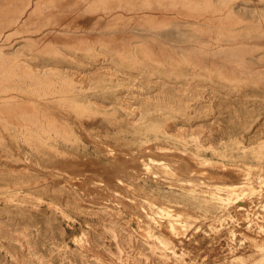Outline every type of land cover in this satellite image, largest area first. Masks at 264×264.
<instances>
[{
  "label": "rangeland",
  "instance_id": "1",
  "mask_svg": "<svg viewBox=\"0 0 264 264\" xmlns=\"http://www.w3.org/2000/svg\"><path fill=\"white\" fill-rule=\"evenodd\" d=\"M263 129L264 0H0V264H264Z\"/></svg>",
  "mask_w": 264,
  "mask_h": 264
},
{
  "label": "bare ground",
  "instance_id": "2",
  "mask_svg": "<svg viewBox=\"0 0 264 264\" xmlns=\"http://www.w3.org/2000/svg\"><path fill=\"white\" fill-rule=\"evenodd\" d=\"M76 53V52H75ZM26 59V58H25ZM76 59V58H75ZM23 67V66H22ZM15 70V69H14ZM19 71V70H18ZM95 71V70H94ZM14 72V71H13ZM24 72V71H23ZM137 72V71H136ZM24 74H25V72H24ZM96 74H97V72H96ZM14 75V74H13ZM6 76V75H5ZM18 76V75H17ZM23 76V75H22ZM16 77V76H15ZM15 77H14V79H15ZM20 76H18V78H19ZM67 78V77H66ZM4 79V78H3ZM11 79H12V76H11ZM23 79V78H22ZM26 79V78H25ZM8 80V79H7ZM10 80V79H9ZM13 80V79H12ZM16 80H17V77H16ZM20 80H21V78H20ZM161 80V79H160ZM22 81V80H21ZM23 81H24V79H23ZM101 82V81H100ZM104 84V83H103ZM107 84V83H106ZM13 85V84H12ZM139 85V84H138ZM137 85V86H138ZM87 86V85H86ZM141 86V85H140ZM32 87V86H31ZM40 87V86H39ZM33 89H34V87H32ZM38 88V87H37ZM65 89V88H64ZM51 90V89H50ZM134 91V90H133ZM212 91V90H211ZM35 92V91H34ZM35 96V95H34ZM148 97V96H147ZM2 98V97H1ZM55 99V98H54ZM5 100V99H4ZM87 100V99H86ZM86 104V103H85ZM204 105V104H203ZM31 106V105H30ZM33 107V106H32ZM77 107V106H76ZM79 107V106H78ZM81 107V106H80ZM83 107V106H82ZM85 108V107H84ZM74 109V108H73ZM91 109V108H90ZM76 110V109H75ZM99 112H101L100 110H99ZM103 114V113H102ZM212 120H214V118L212 119ZM211 121V120H210ZM211 123H212V121H211ZM179 125V124H178ZM194 125V124H193ZM196 125V124H195ZM177 127V126H176ZM193 127V126H192ZM215 127H216V125H215ZM191 128V127H190ZM219 128V127H218ZM179 129V128H178ZM181 130V129H180ZM264 130V129H263ZM182 132V131H181ZM201 136H204V135H201ZM256 137V136H255ZM202 138V137H201ZM187 139V138H186ZM185 139V140H186ZM153 149L154 150H156V151H158L159 153H157V157L155 158V162H158V164H156V165H159V166H163V162H165L166 161V156L165 155H163V154H161L160 152H162V151H177L178 150V148L177 147H173V146H169V145H166V144H163V143H154L153 144ZM200 146V145H199ZM204 146V145H203ZM202 151L204 150V149H201ZM200 150V151H201ZM180 151V150H179ZM178 151V152H179ZM196 151H198V150H196ZM180 152H182V153H184V155L186 154L187 156H189L190 158H189V160H192V161H196L197 163H205L206 161H204V160H202V159H200L199 158V156H196V155H193V154H191V153H189L188 151H180ZM159 154H161V156L159 157ZM173 154V153H172ZM197 154V153H196ZM185 155V156H186ZM198 155V154H197ZM200 155V154H199ZM202 157V156H201ZM2 159H3V157H1ZM150 159V158H149ZM184 159V158H183ZM186 160V159H185ZM154 161V160H153ZM259 164V163H258ZM1 165H3V167H4V163L2 164L1 163ZM261 165V164H260ZM6 166V165H5ZM193 166V165H192ZM245 170H243L244 171V174L245 175H249L250 176V174H251V172H252V165L250 164H247V165H245ZM253 167H255V168H257V169H259V170H261V168L259 167V166H253ZM7 168V167H6ZM5 168V169H6ZM12 169H18V168H13V167H11ZM21 168V167H20ZM75 168V167H74ZM166 168H169V165H167L166 166ZM8 169V168H7ZM9 169H10V167H9ZM26 171V170H25ZM31 172V171H30ZM249 179V177L248 178H246V180H248ZM48 180V179H47ZM235 182V181H234ZM57 183V182H56ZM251 184H248L247 182H245V183H242L240 186H238V187H236V188H230V190L229 191H231V192H228V196L230 197V196H232L233 195V200H235L236 202V204L237 203H240V199L242 198V196H244L245 194H247V193H249V192H256L257 190H258V187H259V185H258V187H257V185L256 186H250ZM231 186V185H230ZM43 187V186H42ZM52 187V186H51ZM67 186H65V188H66ZM57 188V187H56ZM215 194V193H214ZM64 200V199H63ZM81 202V201H80ZM83 208V207H82ZM185 210H186V208H184ZM249 209V208H248ZM108 210V209H107ZM183 210V209H182ZM187 212H189V211H187ZM167 216L166 218H165V220H168L169 222H167V223H164V224H166V225H163V227H161V229H160V231H155V234H152V236L151 237H153L154 239H156V240H158V241H160V242H165V243H167L168 244V242H170V241H168V240H170V239H164V234L166 235V237H167V235L168 234H170V235H175V234H181V232L182 231H184V232H186L187 231V228L189 227V225H191L192 224V220H193V217L192 216H186L185 215V213L182 211V213H173V211H171V210H169V211H167L165 214H162V216ZM175 217V219L176 220H174V221H172V220H170L169 219V217ZM146 221V220H145ZM161 221H159V223H160ZM162 223V222H161ZM149 230V229H148ZM162 230V231H161ZM151 231V230H150ZM151 233V232H150ZM23 234V233H22ZM23 236V235H22ZM169 236V235H168ZM175 237V236H174ZM168 238V237H167ZM177 238V237H176ZM25 239V238H24ZM23 239V240H24ZM172 241V240H171ZM164 243V244H165ZM170 244V243H169ZM160 245H162L161 243H160ZM163 246V245H162ZM168 246V245H167ZM27 247V246H26ZM165 247H166V245H165ZM168 247H171V245L170 246H168ZM25 249V248H24ZM27 250V249H26ZM125 252V251H124ZM127 254V253H126ZM128 254H130V253H128ZM129 256V255H128ZM113 257H114V255H113ZM146 257V256H145ZM141 259V258H140ZM139 259V260H140ZM147 259V258H146ZM150 259V258H149ZM155 259V258H154ZM159 259V258H158ZM135 260V259H134ZM171 260V259H170ZM141 261V260H140ZM144 262L146 263L147 261H145L144 260ZM144 263V264H145ZM147 263H149V264H151L152 263V261H150V262H147ZM142 264H143V262H142Z\"/></svg>",
  "mask_w": 264,
  "mask_h": 264
}]
</instances>
